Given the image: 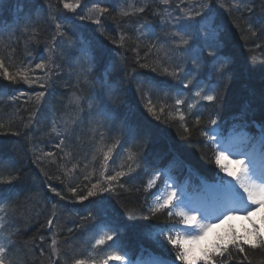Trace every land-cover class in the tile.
<instances>
[{"label": "trees", "instance_id": "16d2710c", "mask_svg": "<svg viewBox=\"0 0 264 264\" xmlns=\"http://www.w3.org/2000/svg\"><path fill=\"white\" fill-rule=\"evenodd\" d=\"M129 1L92 0L90 3L109 9L108 13L100 17L101 25L104 31L114 32L120 31V23L110 20V15L113 12L109 3H116L118 10L121 7L127 8ZM226 2L230 1L226 0ZM253 2L254 0H250L248 3V7L253 9L251 13L243 7L232 12L235 16L244 18L264 17V12L259 11V8ZM85 3L86 0H81V6L73 13L64 10L59 0H47V2L46 0H0V58L3 59L7 70L15 74L19 68L28 67L32 69L30 75L43 78L45 73L35 69V64L41 62V58L47 61L49 55L52 56V62L49 64L51 71L48 73L51 77L49 87L39 105L35 121L28 128H25V124H27L28 117L36 107L35 93L44 91V89L36 84L31 87L23 82L12 84L0 75V88L5 89L4 92H0V123L4 124V128L0 130V170L3 171L4 175L11 174L18 177L17 180L13 181L14 190L8 194L11 210L5 215L4 227L0 229V236L3 237L5 244L9 240L14 242L11 245L9 255L15 260L16 264H53V261H55V264H73V260L80 254L76 253V245L78 244L76 236L80 235L81 232L86 236L81 255L83 259L89 257L88 253L92 251L93 239L97 229L103 225V222L100 218L97 219L96 216L83 219L89 217L88 215H84L80 221H76V216H72L69 206L72 204L75 208L83 210L84 213H91L92 206L98 203L103 208L109 209V211L112 209L114 200L109 196V192H104L96 197H89L88 200L83 202H77V195H86L87 190L91 188L93 183L102 180L103 152L113 145L115 147L105 176L112 175L116 171H127L130 163L127 159L129 152L134 153L136 156V163L132 164L135 171L120 179L119 183H123L124 187L121 188L117 184L113 192H110L112 197H119V195L128 191L130 187L134 188V193L131 196L136 203L134 209L127 199L123 200L120 197L118 208L121 211L117 213L120 219L116 218L113 219V222H109L114 226L115 236L125 239L126 242H133L129 238L133 235V232L137 231L142 219L148 214L147 210L139 204L140 194L143 193L140 176H143V169L151 166L148 152L157 157L159 152L166 150L167 143H169L180 154L182 160L192 166V173L206 178H210L215 173L214 164L209 170L208 153L206 154L200 149L201 143L195 128V120H193L197 115L201 117L203 110L199 106H195L189 110L192 118L185 116L183 124L190 129V134L185 133L180 125V127L178 125L175 127L169 126L168 122L173 120L171 116L176 113V108L179 107L181 110L183 104L176 105V90L171 85L166 84L167 81H173L174 84V79L165 76L167 80L164 83H152L156 87L150 92L151 102L156 107V112L163 107V112L167 115L165 117L161 116L157 120L147 111L148 98L144 95V91L137 92V87L144 78L146 80L151 79V75L147 73L150 68L159 66L158 68L162 70L163 67H168V65L164 62L162 66H156L153 63L143 61L148 66V70L139 67L135 69L133 66L134 60L138 59L135 55L136 52L140 51V55H144L141 48L137 46L142 36H144V40L139 42L148 41L152 43L150 38H153L154 43L158 41L161 45L173 47L175 45L171 36L172 32L180 33L189 29L191 33H195L196 26L188 24L192 20L182 19L183 13L180 9L171 11L169 6L153 8L150 16L145 11L138 15L124 17L123 22L134 31L127 35L123 47L124 54L120 53L123 58L117 60L116 63H112L102 76L100 86H105V89L91 87L83 92L79 86L76 87V40L78 39L82 45L80 46L84 51L83 56L86 65L89 67V73L84 76L83 82H88L90 85H93L92 76L96 65V61L92 57V49L102 43V39L98 40L89 33V31H93L99 34L97 25L88 19L81 20L79 18L86 15L83 14ZM204 3L207 4V7L201 9L199 5ZM216 3V0H184L181 7L185 11L192 10V6H196L199 7L196 11H223V13H226L223 9L211 10L216 6L219 7ZM49 5H52V7H49ZM165 8H167V11H165ZM117 10L112 17H119L117 16ZM77 13L79 16H76ZM195 19L196 22L202 24L200 19L197 17ZM234 21L230 24L227 16L222 17L220 15V27L227 32L224 36L217 35L216 31L203 24L206 35L210 36V44L218 42L222 46L221 52L213 50L214 55L207 59L213 63L211 64V71L214 70L213 66L220 65V62L223 61L221 53L224 52L225 56L230 49L236 52L235 55H232L234 64L230 68L232 70L231 79L236 82V85L231 80L225 85L230 89L227 90L228 92L226 91L227 93L222 94L224 98L226 97L224 107L221 102L218 104L219 112L217 116L219 118L223 117L225 121L229 114H233L229 113L231 104L237 105V100L247 95L246 87L253 83L251 90H254L256 97L253 103H248V108L251 111L256 110L255 114H259L264 118V48L262 49L263 44L259 41L260 37L264 38V34L255 29L257 36L251 38L249 34L246 37L247 28L234 26ZM56 23L62 24L64 36L56 35ZM144 28L149 35L141 30ZM54 36L56 37L55 40H53ZM107 41L105 40L104 43H107ZM257 44L261 46L256 47ZM134 48L136 52L132 50ZM49 49L53 51L49 52ZM172 50L174 49L168 47L165 52ZM170 58L178 59L177 56ZM126 62L134 70L130 77H126L127 70L123 68V64ZM202 65L204 66L203 69L208 68L207 64L202 63ZM193 73L201 80L213 76L215 81L208 85L216 84V76L212 72ZM135 75L136 77L132 78ZM155 76L158 77V75ZM123 77L129 78V80H125ZM114 80L118 81L116 85L109 86L111 81ZM77 84L83 85L82 83ZM21 93L23 95H20ZM106 93H110L111 96V100L103 103L111 119L110 122H106L107 124L104 127V133L107 135L105 139L109 141L101 143L102 145L97 147H91L86 155H81L77 151L80 150L79 144L81 142H88L86 139L95 136V144H97L104 136V133L92 131V124L88 125L85 122L88 119L89 112H91L88 109L89 106L93 105L94 107L97 104L96 102H100L102 96ZM163 93H170L172 96L171 98H165ZM14 96L18 98L13 99ZM74 96L80 97V104L86 110L81 119L76 116L77 105L72 103ZM180 96L184 101L186 100L181 94ZM185 103L187 102L185 101ZM195 109L197 110L196 113ZM169 116V121H166V117L169 118ZM252 120L258 123L259 119L253 117ZM259 122L264 125V120ZM127 127L130 128L133 139L131 142V139H126L125 130ZM14 132L20 134L13 135ZM57 132L60 135H57ZM61 140H63V143H61ZM100 149L103 150L98 154ZM47 153H51V155H45ZM37 157H41V159L37 160ZM53 171L56 173L55 175H52ZM136 171L138 172L136 173ZM85 177H88V179H85ZM53 188L59 191L64 199L57 197L51 191ZM70 188H76L77 195H73L69 190ZM144 193L148 195L146 191ZM53 211L55 212L54 227L49 229L47 219L52 216ZM102 218L105 219L103 215ZM147 220L157 223L164 221V217L159 214L157 217ZM114 222L118 224H114ZM121 224L124 225V229L118 227ZM69 229L72 231L69 232ZM53 232L56 233L55 238L59 241L60 255L58 257L51 256L50 245ZM41 236L44 237L43 241ZM244 248L249 259L243 260L244 254H239L240 259H233L229 264H241V261L242 264H264V250L251 249L247 246H244Z\"/></svg>", "mask_w": 264, "mask_h": 264}, {"label": "snow or ice", "instance_id": "6c2138e0", "mask_svg": "<svg viewBox=\"0 0 264 264\" xmlns=\"http://www.w3.org/2000/svg\"><path fill=\"white\" fill-rule=\"evenodd\" d=\"M47 2V0H46ZM172 0H159L161 5L170 6ZM217 4L221 9L225 12L231 14L233 10H240L243 7L246 11L251 13L253 11L252 8L248 7V3L250 0H230V3H226V0H216ZM59 3L62 4L63 9L68 12H76L77 8L81 6V0H59ZM184 3V0H179V3L176 5L177 8L183 13L182 19L191 21L194 20L197 16L201 15V11H192L191 9L185 11L184 8L181 7V4ZM52 7V5H49ZM147 5H141L139 7L135 6L133 3H129L127 8L121 7L117 10V16L124 18L129 16H134L145 12ZM201 9L207 7V4L199 5ZM262 12H264V4L261 6ZM167 11V8H165ZM109 12L107 7H98L97 4H93L92 8L89 9L88 14L82 15L79 18L81 20L89 19L92 23L97 25V30L100 32L101 36H105L106 39H111L110 37L105 35V31L101 25L100 17L104 16ZM55 19V17H53ZM115 19V17H114ZM56 35L64 36L65 33L62 31V24L56 23ZM187 27V25L185 26ZM247 31L251 33L253 37L257 36V31L253 29L251 23L247 26ZM259 31L264 34V17L261 19L260 29ZM171 36L173 37L175 48L180 49L188 45V40L184 38V35L178 32H172ZM55 36L53 40H55ZM127 39L126 34H121L119 41L111 39L112 43L118 44L120 47L125 46V41ZM261 45L257 44L256 47H260ZM154 47V45H152ZM136 51V49H132ZM49 52L53 51L52 49L48 50ZM213 52H209V56H213ZM137 57L139 62V53L137 52ZM52 62V56L49 55L48 60H44L41 58V62L35 64V69L41 70V72L45 73V76L42 78L40 76L30 75L32 69L28 67L19 68L15 74L10 73L3 59L0 58V75L3 76L4 80L10 81L12 84H16L19 82H23L30 87L34 84L38 85L44 91H39L35 93V105L36 107L31 112L28 117V122L25 124V128L30 127L37 117V112L39 109V105L41 101L44 99L46 95V90L49 87V82L51 77L48 73L51 71L49 64ZM142 67H147V65H141ZM153 71H156L154 68ZM163 74L172 77L173 79L180 80L182 69L175 68L170 69L169 67H163ZM190 84H193L192 79H188L183 82L184 88H188ZM156 85L152 84L150 81H141L138 84L137 92L144 91V95L148 98L146 108L147 111L153 115L157 120L160 119V116L156 113V107L152 105L150 92ZM4 88H0V92H4ZM203 89H199L195 91L194 95L197 98L203 99L208 102H215L217 100V96L214 94H203ZM20 95H23L21 93ZM18 97H13L16 99ZM72 103L76 104L77 107L80 104V97L74 96L72 99ZM176 105H182L185 103L184 100L177 99ZM196 105L194 103H188L187 107L189 110L193 109ZM164 108H160V112L163 113ZM176 112L179 114V119L182 122V127L185 133L190 134V129L187 126H184L183 122L185 121V115L180 112V108H176ZM201 123L200 116H196L195 125L198 126ZM212 124H216V120H211ZM4 128V124L0 123V130ZM55 130V129H54ZM19 132H14L13 135H19ZM207 135V133H204ZM57 135H60L57 132ZM210 143L217 144V139L215 137H210ZM63 143V140H61ZM59 147V145H58ZM115 145L109 147L107 151L103 152L104 162L102 165L103 171L101 172L102 180H98L96 183L91 185V188L87 190L86 195H77L76 188H70L69 190L73 193V195H77V200L83 202L88 200L89 197H96L98 195L103 194L104 192H113L114 187L118 184L119 187L123 188V183H119L122 177L130 175L135 169L132 167V164L136 163V156L134 153L129 152L128 154V170L127 171H116L112 175L105 176V172L108 168L109 160L112 156L113 148ZM102 150V149H101ZM226 149L217 148L215 151V164L220 169L221 172L225 173L227 177H231V180H225L224 177H220L219 182L227 187L232 195L231 206H225L221 211L220 215H224L225 220L231 218V213L234 211L243 210L248 215H250L249 208L250 206H262L264 205V171L257 172L255 168L249 164L245 165L242 159H236L234 163L239 166V172H234L229 170L228 163H222V161H227V156L224 155ZM50 156L51 153L45 154ZM41 159V157H37V160ZM138 166V165H137ZM43 171V169H42ZM161 173L157 172L152 175L145 186V190L152 189L157 180L160 179ZM18 177L13 176L11 174L4 175L3 171L0 170V229L4 227V219L5 215L11 209L9 208V195L13 190L15 185L13 181L17 180ZM88 179V177H85ZM232 181H235L233 183ZM7 186V187H5ZM57 197L60 199H64L59 191H56L54 188L51 189ZM182 201L180 198V194L174 185H169L165 182V191L161 195H157L154 198L153 205L148 209V214L144 216V219H151L157 217L159 214L164 213L167 210V216L172 218L173 216L180 217V223L187 225L188 227L184 229H177L175 231V235H173L172 229L161 230L160 239L162 241H166L167 245H171V251L175 253V260L181 261L182 264H189V254L192 252V242L196 239H199L200 236L194 233L203 234L206 230L211 226L209 223H206L208 217L204 214L200 215V218H197L196 209H189L187 211L180 208ZM55 208V205L53 206ZM173 209H179L173 212ZM54 218L55 212L53 211L52 216L47 219V226L49 229L54 227ZM89 217H84L83 219H89ZM103 228H107L106 225L101 226V234L95 238V243L92 245L93 252H89L88 256L91 259H74L73 264H108V261L115 260L120 261L121 264H132V261L127 259L125 253L118 251L112 245H108L111 248V251H107L106 254L98 261L94 258L95 253L103 251L101 246H104L106 242L113 241L116 232L114 229L107 228L106 231H103ZM72 230L69 229V232ZM51 240V256L58 257L59 253V241L55 238L56 233H52ZM41 240H44V237L41 236ZM243 241V242H241ZM13 241L9 240L7 244L3 242V237L0 236V264H16L15 260L10 257L9 253L11 251V245H13ZM247 244L251 249H260L264 250V233H261L258 229L253 228V238H244L233 235L231 239H223L221 244H216L211 246V250L208 247L201 249L202 258L204 259V264H229L233 259H240L239 254L243 255V260H248L249 257L246 254V250L244 245ZM231 245V248L229 247ZM43 254V253H42ZM55 264V261H53ZM168 264H175V261H170ZM242 264V261H241Z\"/></svg>", "mask_w": 264, "mask_h": 264}, {"label": "bare ground", "instance_id": "6f19581e", "mask_svg": "<svg viewBox=\"0 0 264 264\" xmlns=\"http://www.w3.org/2000/svg\"><path fill=\"white\" fill-rule=\"evenodd\" d=\"M129 3H133L137 7H139L141 5H147L145 11L148 12L149 16L152 14L153 8L165 6V5H161L159 3V0H130ZM178 3H179V0H172L171 5L169 6L171 11L178 9L176 7V5ZM226 3H230V2H226ZM253 3L256 4L255 6L259 8V11L262 10L261 6H262V4H264V0H254ZM109 6L113 12V14L110 15V20H114V21H116V23H120V31L107 32V30H106L105 35L110 37L111 39L118 41L120 39L121 34L128 35L129 33H132L134 31V29L127 26L126 23L123 22V18L114 16L115 17V19H114V17H112L114 14H116V10L118 8L116 3L110 2ZM192 7H193L192 10H194V11L199 9V7H196V6H192ZM216 9H221V8L216 6L215 8H213L211 10H216ZM220 15L222 17H224V15L227 16L228 22H230V24L232 23L233 20H235L234 26H236V27H243L244 26L247 28L248 24L251 23L254 30L256 29L257 31H259V29H260V24H261L262 18H259V16L258 17H252V18L251 17L244 18L241 16H235L234 12L229 14L227 12L223 13V11H221V12H219V11H216V12L202 11L201 15L197 16V18L202 21V25L205 24L208 28L212 29L213 31H216L217 35L224 36L227 32L225 31L224 28L220 27V25H221ZM152 19H154V18H152ZM186 29H187V27H186ZM89 33L92 36L96 37L98 40L102 39V41H101L102 43L100 45H96L92 49V51H93L92 57H94V59L96 61V65L94 67V73L92 76L93 77V80H92L93 85H90V84H88V82H85V83L83 82V79L85 78L84 76L88 75V73H89V67L86 65L85 58L83 56L84 51L81 47L82 45L80 44L78 39L76 40V87L79 86L83 92H86V90L91 88V87H95V88H99V89H105L106 88L105 86L104 87L100 86V80H101L102 76L107 71L109 66H111L112 63H116L117 60H120L121 58H123L120 55V53L124 54L123 53L124 48L118 46V44H116V43H112L111 39H106L105 36H101L100 33L97 34L93 31H89ZM180 34L184 35V38L188 40V42H189L187 45L188 51H189V54L193 58H191V56L189 54H187L186 52L182 53L180 59H175V58L172 59L166 53L164 54V56H161L160 54H158L157 51H155L156 49L161 50V48H164L160 42L157 41L154 44H152L148 41H144V42L138 41L137 46L141 48V52H143L144 55H140V51H139L138 52L139 53V62H137L138 59L137 60L135 59L134 60L135 62H133V66L135 67V69H138V67H139V68L148 70V66L142 67L141 65H145L146 63L149 62V63L155 64L156 66H158V65L162 66L165 62L170 69H175V68L182 69L183 71L181 73V79L180 80L174 79V84H173V81H167V83H166L168 85H171L176 90L177 99L183 100L182 97L180 96V94L186 99L190 98V97H194L195 91H197L199 89H203L202 95L203 94H214L218 97L215 102H208V101H205V100L200 99V98H195L194 101H192V103H194L196 106H199L200 109L203 110V115H201V117H200L201 123L198 126L195 125V128L197 130L198 138H199L200 143H201V145H200L201 148L200 147L199 148L202 149L206 154L208 153V160L210 162L209 170H210L212 165H213V151H212V148L210 147V145L208 144L209 136H208L206 127L209 125V123L211 122L212 119H215L216 122H218V123H222V122H220V120H222L223 117H220L219 119L217 118V114L219 112V108L217 106L221 102V105L224 107V99L226 97L224 98V96H222V94L225 93L227 90L229 91V89H230L229 87L225 86L226 84H228V81L231 80V82L236 85V82H233V79H231V75H230L232 73L231 72L232 70L230 68H232V66L234 64V62H233L234 60H233L232 55L233 54L235 55L236 52L234 50L230 49L225 54V56H224V52H223V54L221 53L223 61L220 62V65L216 64L215 66H213L214 70L211 71L212 70L211 64H213V63H211L207 60V59H209V57H211V56H209V52H212L213 50H217V51L221 52L222 46L220 44H218V42H214L211 45L210 44L211 39L209 38L210 36L201 35V33H198V32L196 35L195 33L194 34L191 33V31L189 29L181 31ZM249 34H250L251 38H254V37H252L250 32H248L246 34V37L249 36ZM105 40H108L107 43H104ZM259 41L261 42V44H263L262 45V49H263L264 48V38L260 37ZM152 45H154V47H152ZM135 55L137 56V52ZM143 61H145L146 63H144ZM202 63L207 64L208 68L206 70L203 69L204 66L202 65ZM93 64H94V62H93ZM158 67L157 68L154 67L155 69H157V72L153 71L154 68L149 67L150 71L149 72L147 71V73H149L151 75V79L146 80L143 77L144 78L143 81H150V82H152V83L154 82L156 84L164 83L167 80L168 76L163 74V71L161 70V68H158ZM245 67H246V65H245ZM123 68H125L127 70L125 73L126 77H130L131 73L134 72V70H132L133 67L128 66L127 62L123 64ZM203 71L212 72V74L214 76H216V84L215 85H208L209 83H212L215 81L213 76H208V77H205L201 80L193 73V72H203ZM217 73H218V75H217ZM155 75H158V77H156ZM165 76H167V77H165ZM135 77H136V75L133 76L132 78H135ZM124 79L129 80V78H124ZM188 79H192L193 84H190L188 88H184L183 82L188 80ZM117 82H118L117 80L111 81L109 86L116 85ZM77 83H82L83 85L77 84ZM252 84L246 87L247 88V95L245 97L238 99L237 105L234 106L231 104L230 109H229V111H230L229 113H233V114H229L230 118L227 122H231L232 119L234 118L235 114H237L241 118L246 117V118L253 119V117H255V118L259 119L258 122L261 120H264V118H262L261 115L255 114L256 110L251 111L248 108L249 107L248 103L249 102L253 103L254 98L256 97L254 90H251ZM105 98H106V96H102L100 102L104 103ZM187 105H188V103H184L183 108L180 110V112H182L186 117L192 118V115L189 112ZM194 111H195V113L197 112L196 109ZM85 113H86V110L83 109V105L79 104V106L76 108V116H79L81 118L84 116ZM156 113L160 117L161 116L162 117L167 116L164 112L161 113L160 111H158ZM189 113H190V115H189ZM171 119H173V120L168 122L169 126L175 127L177 125L178 126L182 125L181 124L182 122L179 119V114L177 112L172 116ZM195 119L196 118H193V120H195ZM193 120H190V121H193ZM92 122H94V120L89 115L88 119L85 123L89 125ZM204 133H207V135H205ZM86 140L88 142L85 141V142H81L79 144V147H80L79 149L83 153L80 150H77V151L81 155H86L89 152V150L91 149V147H93L94 144L96 143V137L95 136H93V138H89ZM108 141L109 140H107V139H103L102 141L99 140L98 143H105ZM165 149L166 150H164V152H159L157 154V157H155L153 155V153L148 152L149 162L151 163V166L146 168V169H143L142 170L143 176H140V178L142 179L141 190L143 191V193L140 194L139 204L143 208H145L147 211H148L149 207L153 205L154 199H153V196H149V195H146L144 193L145 191H149V189L145 190V186L147 184L148 179L151 177V175L154 172H156L160 169H163V168L172 169L174 166L175 167L179 166L180 162H181L183 171H186V172H192L193 171L192 166L189 165V163L182 160L180 154L175 151V149L173 148V146L171 144L167 143V147ZM247 152L249 153V155L251 156L252 159H255L257 157L258 153L262 154L261 149L254 147V146L249 148L247 150ZM223 163H228L229 170H232L234 172H237V170H239V166L236 165L233 160L228 159L227 161H224ZM137 172L138 171H136V173ZM55 174L56 173L53 171L52 175H55ZM221 175L226 176L225 173L220 171V169L214 173V176H221ZM137 177H139V176H137ZM133 190H134V188L130 187L128 191L124 192V194L119 195V197L118 196L112 197L110 192H109V196L114 200L113 207L110 211L107 208L106 209L103 208V206L98 203V204H95L92 206V208H91L92 212L91 213H89V212L84 213L83 210H80L79 208L77 209V207L75 208V206L71 204L69 206V208L71 209L70 213L72 214V216H76V221H80L84 215L96 216L97 219L100 218V220L103 222L102 226L106 225L107 228H111L112 225L109 222H113L114 221L113 219H116V218L120 219L119 215L117 214L119 211H121V209L118 208V206H119L118 202H119L120 197H122L123 200L127 199L130 206H133V209H134L136 203L131 198L132 193H134ZM150 190L158 191L159 185L156 183V185ZM105 194H107V193H105ZM100 211H102V212H100ZM209 211L211 213V216H216V217L221 216L219 214L220 213L219 209H212L211 208ZM101 214L105 217V219L102 218ZM205 216L208 217L209 215L207 214ZM261 222L263 223L262 220H261ZM71 224H74V223H71ZM114 224H118V223L114 222ZM255 226H256V224L254 225V222H253V224L248 225L247 228L252 229ZM118 227L119 228L122 227L123 229L125 228L123 224L119 225ZM157 228H158V224L156 222L148 221V220L143 218L142 223L137 228V231L133 232V235H131V237L129 239L133 240L134 244L145 243L151 238V236L155 233ZM104 229H106V228H103L102 230H104ZM85 240H86V236L83 232H81L80 235L76 236V241L78 242V244L76 245V253H80L79 255L76 256V259H83L82 255H81L82 254L81 250H83V248L85 246ZM88 240L90 241V239H88ZM117 241L124 243L125 239L118 238Z\"/></svg>", "mask_w": 264, "mask_h": 264}, {"label": "rangeland", "instance_id": "374dc122", "mask_svg": "<svg viewBox=\"0 0 264 264\" xmlns=\"http://www.w3.org/2000/svg\"><path fill=\"white\" fill-rule=\"evenodd\" d=\"M92 0H86V3H85V6H83V13L84 14H88V12H89V9H91L92 8V4L90 3ZM76 16H79L78 15V13L76 14ZM89 20V19H88ZM89 21H91V20H89ZM195 21H196V19H195ZM92 22V21H91ZM149 28H151V27H149ZM145 33H147L148 34V31H146ZM149 35V34H148ZM140 40H144L143 39V36H142V38H140L139 39V41ZM85 46V45H84ZM164 48H161V50H159V51H157V50H155V51H157L158 52V54H160V55H164L166 52V50H167V47L166 46H164V45H162ZM145 99V98H144ZM144 101H146V100H144ZM171 116V115H170ZM170 116H169V118H167L166 117V121H169L168 119H170ZM171 118H172V116H171ZM125 134H126V139H131L132 140V136H131V134H130V128L129 127H127L126 128V130H125ZM133 141V140H132ZM77 202H80V201H77ZM262 209L263 208H260V211H262ZM258 210V209H257ZM258 217V216H257ZM257 220L254 218V225L256 224V226L254 227V228H256V229H258L261 233H263L264 232V225H259V223H258V221L256 222ZM236 230L238 231V228L236 227V225H233V227L231 228V229H229V230H227L226 231V238L227 237H229L230 235H232L233 234V232H236ZM242 234L245 236V237H247V238H249V239H251V238H253V228L252 229H250V228H247L246 230H243V232H242ZM200 236V235H199ZM201 239H202V236H200V238L199 239H196V240H194L193 242H192V245H193V248H197L198 246H199V244H200V241H201ZM133 241V240H132ZM197 255V254H196Z\"/></svg>", "mask_w": 264, "mask_h": 264}]
</instances>
